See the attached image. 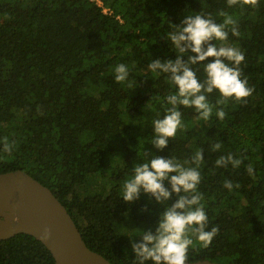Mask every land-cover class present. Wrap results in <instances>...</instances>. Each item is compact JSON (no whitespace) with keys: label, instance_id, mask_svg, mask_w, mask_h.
<instances>
[{"label":"trees","instance_id":"16d2710c","mask_svg":"<svg viewBox=\"0 0 264 264\" xmlns=\"http://www.w3.org/2000/svg\"><path fill=\"white\" fill-rule=\"evenodd\" d=\"M221 13L237 21L239 35L228 26L226 41L244 54L241 79L254 91L246 103L217 104L218 91L209 94L207 121L178 106L183 127L158 149L153 121L163 118L171 107L166 97L177 89L148 65L179 54L168 39L171 24L196 14L222 24ZM119 64L129 69L124 82L115 80ZM193 68L203 80L202 65ZM221 108L223 120L216 115ZM5 138L10 152L3 150ZM197 150H203L198 191L206 230L219 231L208 247L194 239L188 262L264 264V0L255 7L227 0H0V173L22 171L48 188L89 250L110 264H134L132 242L140 231L155 232L167 205L143 191L126 203L123 183L134 164L153 156L195 167ZM229 153L243 160L240 167H217ZM0 264L54 260L39 241L18 234L0 241Z\"/></svg>","mask_w":264,"mask_h":264},{"label":"clouds","instance_id":"9594fccd","mask_svg":"<svg viewBox=\"0 0 264 264\" xmlns=\"http://www.w3.org/2000/svg\"><path fill=\"white\" fill-rule=\"evenodd\" d=\"M228 6L245 5L257 6L258 0H227ZM222 24L214 22L211 16L203 14L186 15L179 25L171 24L168 39L178 50L175 60L162 62L152 61L148 68L152 72L166 74L176 87V94L166 97L171 107L167 108L163 118L153 121L154 137L151 143L158 149L167 146L168 140L174 138L178 129L183 127L182 113L178 106L194 108L200 119L209 120L213 113V106L208 102V95L218 91L221 99L217 104H224L229 99L236 102H247L254 91L248 86L246 79H241L240 65L244 61V54L231 46H217L213 41H226L228 26L233 35L238 36L237 21L224 13ZM194 53L195 55H189ZM187 55V60L182 59ZM209 58H212L210 62ZM202 65L205 78L197 76L193 66ZM129 76V69L125 64L115 67V80L124 82ZM220 120L226 116L221 108L216 111ZM221 143L212 145L218 151ZM5 152L12 150L11 145L4 141ZM203 150H197L192 156L191 163L195 167H185L173 158L153 156L151 160L133 165V174L123 183L122 199L126 203H134L140 199L141 191L155 203L167 205L159 215V220L153 233L151 230L140 231L139 242H132L135 253L134 264H187L188 252L194 239L208 247L219 229L208 228V217L204 209L202 195L198 191L201 183L199 167L203 162ZM148 153H145L147 157ZM217 167L231 165L234 169L243 163L229 153L216 160ZM251 176L254 168L247 167ZM167 182V185H165ZM239 185H236L238 187ZM224 187L231 190L233 183L225 181ZM175 195L176 202L168 205V201ZM142 211L148 209L142 208ZM135 237L131 236L130 238Z\"/></svg>","mask_w":264,"mask_h":264},{"label":"water","instance_id":"95a60500","mask_svg":"<svg viewBox=\"0 0 264 264\" xmlns=\"http://www.w3.org/2000/svg\"><path fill=\"white\" fill-rule=\"evenodd\" d=\"M18 234L39 241L54 264H110L87 248L71 216L48 188L22 171L0 173V241Z\"/></svg>","mask_w":264,"mask_h":264},{"label":"rangeland","instance_id":"374dc122","mask_svg":"<svg viewBox=\"0 0 264 264\" xmlns=\"http://www.w3.org/2000/svg\"><path fill=\"white\" fill-rule=\"evenodd\" d=\"M226 46L235 47L234 45H232V44H231V42H230V41H228V42L226 41ZM235 48H236V47H235ZM164 155H165V154H164Z\"/></svg>","mask_w":264,"mask_h":264},{"label":"built area","instance_id":"2783aa9c","mask_svg":"<svg viewBox=\"0 0 264 264\" xmlns=\"http://www.w3.org/2000/svg\"><path fill=\"white\" fill-rule=\"evenodd\" d=\"M104 12L106 13V12H107V10H104Z\"/></svg>","mask_w":264,"mask_h":264}]
</instances>
